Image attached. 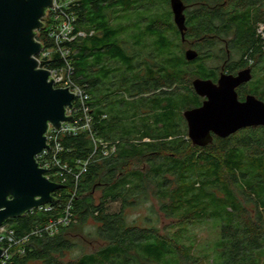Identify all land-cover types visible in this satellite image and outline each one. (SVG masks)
Masks as SVG:
<instances>
[{"label": "trees", "instance_id": "16d2710c", "mask_svg": "<svg viewBox=\"0 0 264 264\" xmlns=\"http://www.w3.org/2000/svg\"><path fill=\"white\" fill-rule=\"evenodd\" d=\"M181 1L183 38L169 0H80L71 9L75 31L84 33L68 44L72 78L89 95L93 135L115 152L102 157L99 150L76 178L93 142L87 131L60 137L58 157L71 171L49 177L61 185L46 204L50 211L35 208L5 223L17 237L41 233L30 236L23 254L13 248L5 264H203L209 254H197L186 232L206 221L216 235L212 257L221 255L223 264H263L264 127L213 136L199 147L186 140L182 113L200 104L192 80L215 82L220 73L233 75L250 63L248 90L264 101L258 31L262 26L264 32V0ZM45 29L36 38L46 47ZM185 46L197 53L194 60L185 59ZM151 196L159 203L157 215ZM118 200L119 210L108 212L106 203ZM145 201L152 211L142 220L147 227L124 213ZM67 207L72 222L48 236L47 222L63 217ZM160 211L174 231L160 233Z\"/></svg>", "mask_w": 264, "mask_h": 264}, {"label": "water", "instance_id": "95a60500", "mask_svg": "<svg viewBox=\"0 0 264 264\" xmlns=\"http://www.w3.org/2000/svg\"><path fill=\"white\" fill-rule=\"evenodd\" d=\"M52 0H0V226L55 199L61 185L48 179L35 157L45 148L49 126L72 122L73 94L56 88L50 72L39 67L37 31ZM172 20L183 38L185 6L169 0ZM187 61L197 57L184 52ZM251 79L250 69L221 73L216 82L195 78L192 89L204 98L183 111L187 138L203 147L213 136L225 138L243 128L264 127V102L253 95L239 101L236 88ZM2 249L0 248V256Z\"/></svg>", "mask_w": 264, "mask_h": 264}, {"label": "built area", "instance_id": "2783aa9c", "mask_svg": "<svg viewBox=\"0 0 264 264\" xmlns=\"http://www.w3.org/2000/svg\"><path fill=\"white\" fill-rule=\"evenodd\" d=\"M80 0H52V7H50L43 19H46L43 28L46 27V41L47 46H43L42 50L36 56L39 63V67L50 72V77L53 79L54 87L67 88V90L73 94V107L69 111L73 115L72 122H65L60 125L59 129H55L51 126L48 127L45 133L46 144L49 148H45L39 153L35 159L40 168L47 171L46 176L49 179L51 175L62 178L63 172H70L66 164H61L59 155L63 152V148L60 144V137L63 135H75L80 131H87L89 138L93 142V150L86 160L79 161L77 170L75 171V177L78 178L83 172L87 170V166L91 159L97 155L100 150L102 157H107L115 152V148L107 146L105 142L96 139L93 135L90 127L91 118L88 110L87 102L89 95L84 88L74 82L72 78L73 67L71 65V50L68 44L73 42L77 36H83L81 31H75L76 16L71 9L77 5ZM262 26L259 28L261 36ZM59 60V65L52 66L54 59ZM38 209L44 211H50L51 208L48 205L40 206ZM73 215L69 211V207L66 208L63 217H59L55 220L51 219L44 227V232L48 236H53L61 227L67 226L72 222ZM41 234L39 231L32 232L29 235L17 237L15 232L11 230L7 225L0 226V248L2 254L0 256V264H5L11 255L13 248L17 249V253H24V246L29 241L31 235Z\"/></svg>", "mask_w": 264, "mask_h": 264}, {"label": "rangeland", "instance_id": "374dc122", "mask_svg": "<svg viewBox=\"0 0 264 264\" xmlns=\"http://www.w3.org/2000/svg\"><path fill=\"white\" fill-rule=\"evenodd\" d=\"M162 2V0H160V3ZM163 12H167L168 6H166L165 4L161 7ZM262 10L264 11V2H263V7ZM142 14H146V11H141ZM262 34H264V32H262ZM188 46H185L184 49H187ZM217 63V61H216ZM183 118V116H182ZM183 123L184 126H182V130L186 131L185 134V138L186 140L187 138V128H186V122L183 118ZM98 194H96L95 196H97ZM130 202L134 201L135 198L130 197L128 199ZM150 202L153 203V211L154 214L156 213V215L158 214L159 209V203L157 200H155V198L153 196L149 197ZM150 202H143L140 203L136 206L132 205V206H127L125 207L124 213L127 216V219H132V218H136L137 220V224L138 225H142V226H148V223L146 221H142L143 218L145 219L146 216L151 215L152 211L150 210ZM106 210L108 212H117L120 208L121 202L118 201H114V202H109L106 203ZM92 221L89 220L86 225L85 228H90V226L92 225ZM170 224H173V221L171 219H169L168 217H166L161 211L159 214V222L157 223L156 227L159 229L160 233L164 234L165 231H174L175 228H173L172 226H170ZM214 231V227L211 223V221H206L205 223H202L200 225H188L187 226V232L186 235L193 238L194 240V244H195V251L197 254L200 255H205V254H209V260L208 261H204L203 264H223V260L217 255H215L214 257H212V252L210 251L209 248H212V242L215 239V232ZM88 246V245H85ZM88 248L91 249V246H88ZM93 249V248H92ZM91 249V250H92ZM73 256V254H69L66 258H71ZM262 263L264 264V259H262ZM153 264V263H151Z\"/></svg>", "mask_w": 264, "mask_h": 264}, {"label": "flooded vegetation", "instance_id": "af4514ba", "mask_svg": "<svg viewBox=\"0 0 264 264\" xmlns=\"http://www.w3.org/2000/svg\"><path fill=\"white\" fill-rule=\"evenodd\" d=\"M246 68H248V69H250V73H251V79L248 81V82H246V83H243V84H241L239 87H237L236 88V93H237V96H238V99H239V101H243L244 100V98L247 96V95H253V94H251L250 92H249V90H248V83L249 82H251V81H253V78H254V73H253V70H254V68H253V65H251V63L247 66V67H245V68H242V69H246ZM242 69H240V70H242ZM240 70H238V71H240ZM237 71V72H238ZM236 72V73H237ZM235 73V74H236ZM221 74V73H220ZM219 74V75H220ZM235 74H233V75H235ZM217 81V80H216ZM215 81V82H216ZM254 96V95H253ZM256 97V96H255ZM200 98V104L198 105V106H196V107H199L200 105H201V103H202V101L204 100V98H202V97H199ZM257 99H259L258 97H256ZM260 100V99H259ZM261 101H263V100H261ZM264 102V101H263Z\"/></svg>", "mask_w": 264, "mask_h": 264}]
</instances>
